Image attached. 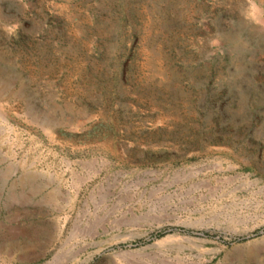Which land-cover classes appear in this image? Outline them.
I'll return each mask as SVG.
<instances>
[{
    "label": "rangeland",
    "instance_id": "obj_1",
    "mask_svg": "<svg viewBox=\"0 0 264 264\" xmlns=\"http://www.w3.org/2000/svg\"><path fill=\"white\" fill-rule=\"evenodd\" d=\"M0 264H264V0H0Z\"/></svg>",
    "mask_w": 264,
    "mask_h": 264
},
{
    "label": "bare ground",
    "instance_id": "obj_2",
    "mask_svg": "<svg viewBox=\"0 0 264 264\" xmlns=\"http://www.w3.org/2000/svg\"><path fill=\"white\" fill-rule=\"evenodd\" d=\"M90 236H92V235H90Z\"/></svg>",
    "mask_w": 264,
    "mask_h": 264
}]
</instances>
